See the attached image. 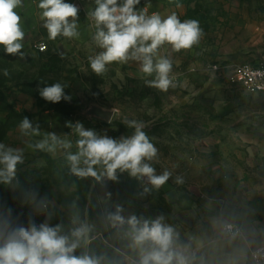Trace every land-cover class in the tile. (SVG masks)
Listing matches in <instances>:
<instances>
[{
  "label": "rangeland",
  "instance_id": "obj_1",
  "mask_svg": "<svg viewBox=\"0 0 264 264\" xmlns=\"http://www.w3.org/2000/svg\"><path fill=\"white\" fill-rule=\"evenodd\" d=\"M65 2L79 8V38L49 40L39 0H23L17 12L25 32L24 58L0 47V78L9 79L0 85V143L23 153L12 183L0 182V201L5 203L0 212L11 209L13 219L24 226L29 219L39 225L50 214L47 222L62 225L64 234L75 227L77 217L92 228L82 254L101 264L137 259L124 234L127 226L113 228L107 219L117 205L125 218L164 216L181 241L191 244L197 264H255L251 252L264 244V93H248L231 75L237 65L264 63V0H140L137 8L147 6L149 14L166 18L175 13L181 22L195 19L203 31L189 50L171 52L168 45L160 50L173 62L176 87L167 92L147 87L144 81L151 77H144L134 61L94 74L88 58L100 49L92 42L87 19L94 0ZM57 82L67 85L70 102L51 103L30 93ZM93 106L112 111V117L88 114ZM24 117L39 125V136L20 133ZM126 119L145 122L144 131L158 149L157 158L148 163L157 175L167 170L171 176L159 189L146 177L127 172L118 171L116 181L85 177L90 188L82 219L78 201L69 203L68 194L58 198L59 183L46 182L52 179L42 169H50L46 156L63 161L77 151L79 137L68 122L119 139L134 133L123 123ZM49 133L72 146L53 152L36 149L35 143ZM22 171L31 175L20 185ZM178 177L182 183H176ZM14 192L19 196L8 202ZM229 224L232 230L226 228Z\"/></svg>",
  "mask_w": 264,
  "mask_h": 264
},
{
  "label": "clouds",
  "instance_id": "obj_2",
  "mask_svg": "<svg viewBox=\"0 0 264 264\" xmlns=\"http://www.w3.org/2000/svg\"><path fill=\"white\" fill-rule=\"evenodd\" d=\"M139 4L140 0H94V8L87 11V19L93 29L92 42L100 51L88 58L89 65L94 74L102 76L111 64L137 62L140 73L151 77L145 79V85L167 92L176 87L171 75L173 62L169 56L160 55V50L165 45L170 46L171 52L189 50L200 42L203 31L195 19L181 22L175 13L166 18L158 12L149 14L148 7L137 8ZM22 7L23 0H0V47L7 55L20 58H24L25 32L17 9ZM38 8L49 40L79 38V8L75 4L65 0H39ZM4 75H9L7 70ZM66 87L59 82L53 83L39 89V94L51 103L70 102L72 97L65 94ZM123 123L134 129V133L114 139L86 129L80 122L74 126L68 122L67 126L79 137L77 151L67 155L71 172L96 181L104 177L116 181L118 171L127 172L137 179L146 177L153 188L159 189L171 173L166 170L157 175L148 163L157 158L158 149L144 131L147 125L134 119H126ZM18 128L26 136L40 135L39 125L34 127L27 117L20 121ZM58 146L68 149L72 144L49 133L34 145L36 149L49 152ZM22 163V150L0 143V182L11 184L17 165ZM97 166L102 170L98 171ZM176 183H182V179L178 177ZM122 211L117 205L107 219L113 228L127 226L124 234L130 241L128 247L137 254L132 264H197L198 256L191 244L181 241L175 228L164 223V216L145 219L130 215L125 218ZM50 218L49 214L39 225L29 219L24 226L13 219L11 209L0 212V264H101L99 258L86 252L75 254L78 248L90 242L92 228L88 223L74 217L75 227L64 234L62 225L53 226L47 222ZM226 228L231 230L232 225Z\"/></svg>",
  "mask_w": 264,
  "mask_h": 264
},
{
  "label": "trees",
  "instance_id": "obj_3",
  "mask_svg": "<svg viewBox=\"0 0 264 264\" xmlns=\"http://www.w3.org/2000/svg\"><path fill=\"white\" fill-rule=\"evenodd\" d=\"M1 55V54H0ZM1 57V56H0ZM9 81L8 78H0V85H2L4 82ZM34 89V87L32 88ZM33 92H30L35 97H38V91L37 90H31ZM65 160L62 161V159H53L50 156H46V163L49 165L50 169L42 168L43 171L49 172L52 179L46 180L48 183H59L57 195L59 197H67L66 194H68L69 197V203L71 200H77L78 201V207L77 210L81 213V218L84 219L87 216V210H86V204L88 202V193L90 188V181L85 180V178H81L76 176L71 172V165L70 162L67 160V158H64ZM28 175H31V172H25L22 171L19 175L20 185L22 184L21 181L25 179ZM40 179V178H37ZM61 186H63L64 189L61 190ZM20 192H14L13 194L9 195L7 198L8 202H11V197L19 196ZM24 196L27 199L28 193L24 192ZM5 207V203L1 200L0 201V208ZM68 232H70L68 230ZM83 251V246L81 248H78L76 250V255H81Z\"/></svg>",
  "mask_w": 264,
  "mask_h": 264
},
{
  "label": "built area",
  "instance_id": "obj_4",
  "mask_svg": "<svg viewBox=\"0 0 264 264\" xmlns=\"http://www.w3.org/2000/svg\"><path fill=\"white\" fill-rule=\"evenodd\" d=\"M44 48L43 45L39 47L40 50ZM231 81L240 85L250 94L264 93V63L237 65L233 69ZM251 259L255 264H264V244L251 252Z\"/></svg>",
  "mask_w": 264,
  "mask_h": 264
},
{
  "label": "water",
  "instance_id": "obj_5",
  "mask_svg": "<svg viewBox=\"0 0 264 264\" xmlns=\"http://www.w3.org/2000/svg\"><path fill=\"white\" fill-rule=\"evenodd\" d=\"M87 113L90 114V115L98 116V117H100L102 119H105V120H109L112 117V115H113L112 111L105 110V109H102V108L97 107V106L91 107L87 111Z\"/></svg>",
  "mask_w": 264,
  "mask_h": 264
}]
</instances>
